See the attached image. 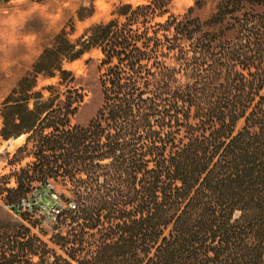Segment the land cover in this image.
<instances>
[{
    "label": "trees",
    "instance_id": "trees-1",
    "mask_svg": "<svg viewBox=\"0 0 264 264\" xmlns=\"http://www.w3.org/2000/svg\"><path fill=\"white\" fill-rule=\"evenodd\" d=\"M170 2L123 3L80 47L63 30L6 97L0 135L28 133L16 154L33 157L6 191L61 177L80 203L54 246L0 227V264H264V0L149 25ZM92 47L102 104L72 125L84 93L37 78L74 77L63 62Z\"/></svg>",
    "mask_w": 264,
    "mask_h": 264
},
{
    "label": "rangeland",
    "instance_id": "rangeland-1",
    "mask_svg": "<svg viewBox=\"0 0 264 264\" xmlns=\"http://www.w3.org/2000/svg\"><path fill=\"white\" fill-rule=\"evenodd\" d=\"M219 1L171 0L168 13L152 16L148 24L154 26L158 22H165L170 15L182 17L189 14L206 19L216 12ZM129 2L136 6L145 0H0V109L19 81L33 71L35 62L47 47L53 45L58 34L65 30L66 36L80 47L78 39L81 36L89 34L94 25L115 18L117 8ZM102 58L101 49L92 47L79 58L63 62V67L70 70L74 77L71 75L62 80L57 73L53 77L40 74L37 78L36 89H42L46 97L51 94L45 89L49 85H54L56 91L60 92V99H65L70 88L84 93L83 101L71 116L72 125H87L102 104ZM2 121L0 116V134ZM242 126L243 121H239L236 130ZM28 135L23 133L10 139H3L0 135V227L23 226L54 246L52 235L64 228L62 218H54L55 209L59 206L65 211L70 202L79 204L80 201L69 190L73 188L71 181L65 182L61 177L48 181L58 193L57 202L48 194L43 197L47 191L46 184L39 180H26L22 191L9 195L6 189L19 186L20 170L33 160L28 153L16 154ZM36 189L43 192L37 199L32 193ZM26 192L30 201H36L39 206L34 212L17 214L11 208V203Z\"/></svg>",
    "mask_w": 264,
    "mask_h": 264
},
{
    "label": "built area",
    "instance_id": "built-area-1",
    "mask_svg": "<svg viewBox=\"0 0 264 264\" xmlns=\"http://www.w3.org/2000/svg\"><path fill=\"white\" fill-rule=\"evenodd\" d=\"M46 192H44V198H45V195L48 194L49 196H52L53 199L57 202V198H58V193L56 192L55 190V187L54 185L51 183V182H47L46 185ZM33 194L36 195V198L37 199V196L38 195H42L43 192L42 191H39L38 189H36V191H33L32 192ZM43 198V199H44ZM42 199V200H43ZM39 202V201H38ZM39 204L36 205V201L35 202H31L28 195H25L23 196L19 202H17L16 204H12L11 205V208L17 213V214H24L26 212H34L36 211V209L38 208ZM75 203L74 202H70L69 203V207L70 208H75ZM56 213L54 214V218H57L58 214L62 211V209L58 206L56 209Z\"/></svg>",
    "mask_w": 264,
    "mask_h": 264
}]
</instances>
